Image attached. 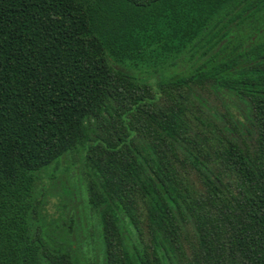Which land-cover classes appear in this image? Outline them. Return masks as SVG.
I'll return each mask as SVG.
<instances>
[{"label": "trees", "instance_id": "16d2710c", "mask_svg": "<svg viewBox=\"0 0 264 264\" xmlns=\"http://www.w3.org/2000/svg\"><path fill=\"white\" fill-rule=\"evenodd\" d=\"M0 264H264V0H0Z\"/></svg>", "mask_w": 264, "mask_h": 264}, {"label": "rangeland", "instance_id": "374dc122", "mask_svg": "<svg viewBox=\"0 0 264 264\" xmlns=\"http://www.w3.org/2000/svg\"><path fill=\"white\" fill-rule=\"evenodd\" d=\"M71 156H67L66 158H63L58 163L59 168H64L66 165H69ZM85 180L82 175H77V172L74 168H70L68 172L59 173V176L55 180V186L51 189V195L49 196L48 200L49 203L47 205L49 213H51L54 216H57V210L58 206L62 203V199L64 201L68 202V197L71 196V194L76 193L78 198L75 199V201L70 202L72 204V208L78 207L79 209V215L81 216L79 220L81 222H77L76 232L78 233V236H80L81 241L85 240L87 245H89V248L93 247L94 245V238L95 241L99 240V231L96 230L94 232L93 236H88L89 231H91L90 223H91V217L89 214V210L86 207V201H85ZM57 190L59 192H62V196L60 194L56 195L54 194ZM65 194V195H64ZM67 195V196H66ZM77 218V217H76ZM78 220V218H77ZM93 223H96V220L94 219ZM99 242V241H98ZM85 245V244H84ZM86 246L83 248L85 249ZM99 244H97L96 253L95 254H88L90 258L93 260L100 262L101 254L98 251Z\"/></svg>", "mask_w": 264, "mask_h": 264}]
</instances>
